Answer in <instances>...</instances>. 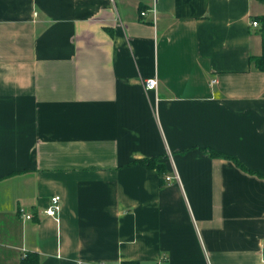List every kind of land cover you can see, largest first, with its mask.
Wrapping results in <instances>:
<instances>
[{
    "label": "crops",
    "instance_id": "0c3cea01",
    "mask_svg": "<svg viewBox=\"0 0 264 264\" xmlns=\"http://www.w3.org/2000/svg\"><path fill=\"white\" fill-rule=\"evenodd\" d=\"M261 15L256 0H0V264H264V180L205 151L264 176Z\"/></svg>",
    "mask_w": 264,
    "mask_h": 264
},
{
    "label": "trees",
    "instance_id": "16d2710c",
    "mask_svg": "<svg viewBox=\"0 0 264 264\" xmlns=\"http://www.w3.org/2000/svg\"><path fill=\"white\" fill-rule=\"evenodd\" d=\"M256 1L264 3V0H256ZM255 20L261 24V30H264V15H261V17H256ZM262 36H263V48H262L263 53H262V55L258 56V57L252 56L250 58V64L252 66H255V68L259 72H264V35H263V33H262ZM205 151L210 153L214 157H217V158L221 157V158L229 159V160L233 161L239 168H241L245 172L252 173L254 175H258L259 178L264 180V176L259 174V172H256L253 170H248L247 168H245L243 163L236 156L234 157V156H230V155L225 154V153H218L212 149H205ZM156 162H157V159H151V160L146 159V160L140 161V164H142L145 167L147 166L149 168H157L159 170V173L163 176L165 174L164 167L161 166L159 168L158 166H156ZM40 260H41L40 255L38 253L29 252L27 255H25L21 259L20 264H40ZM122 264H140V263L137 261H134V262H122Z\"/></svg>",
    "mask_w": 264,
    "mask_h": 264
},
{
    "label": "built area",
    "instance_id": "2783aa9c",
    "mask_svg": "<svg viewBox=\"0 0 264 264\" xmlns=\"http://www.w3.org/2000/svg\"><path fill=\"white\" fill-rule=\"evenodd\" d=\"M149 14H152L153 23L156 24L157 23V9L152 8L150 11H142L141 16L146 17ZM253 26L258 27V26H260V24H259V22L255 21L253 23ZM212 84L213 85L216 84L215 80L212 81ZM145 87H146V90H148V91L157 90L158 89V83H157L156 79H148V80H145ZM173 180H179L178 172H176L175 176H173V177L172 176L166 177L167 182H170ZM60 203H61V197L59 195L54 196L51 199L50 206L46 209L45 213L49 217L57 218L58 215L60 214L61 209H62V205H60ZM21 213L23 215L26 214L23 209L21 210ZM31 218H32V215L30 213L28 215L26 214V216H25L26 220H29ZM263 254H264V252H263ZM157 264H162V262H159Z\"/></svg>",
    "mask_w": 264,
    "mask_h": 264
},
{
    "label": "rangeland",
    "instance_id": "374dc122",
    "mask_svg": "<svg viewBox=\"0 0 264 264\" xmlns=\"http://www.w3.org/2000/svg\"><path fill=\"white\" fill-rule=\"evenodd\" d=\"M259 3H262L263 5H264V3L263 2H259ZM264 35V34H263Z\"/></svg>",
    "mask_w": 264,
    "mask_h": 264
}]
</instances>
